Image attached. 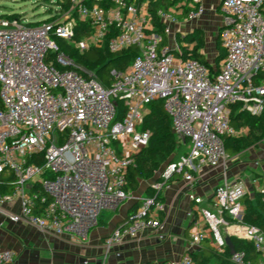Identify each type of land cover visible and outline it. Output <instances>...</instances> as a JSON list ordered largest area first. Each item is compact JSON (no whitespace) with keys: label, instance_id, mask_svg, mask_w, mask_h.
Listing matches in <instances>:
<instances>
[{"label":"built area","instance_id":"built-area-1","mask_svg":"<svg viewBox=\"0 0 264 264\" xmlns=\"http://www.w3.org/2000/svg\"><path fill=\"white\" fill-rule=\"evenodd\" d=\"M190 2L187 19H197L205 10L202 0ZM61 9L58 5L53 21L37 25L0 16V175L9 170L17 180L12 193H0V203L21 202L20 214L8 213L10 219H25L56 235L87 238L105 212L130 198L128 171L151 135L141 129L143 118L147 106L161 99L179 155L160 169L152 194L142 199L132 221L113 231L108 246L162 227L165 204L158 196L171 178L182 175L194 187L206 167H222L211 206L201 209L207 229L193 232L191 243L195 249L211 235L224 252L227 229L229 236L252 241L261 255L258 264H264V231L243 221L248 185L228 177L239 155L231 157L223 141L225 135L247 132L232 125L233 105L251 114L264 112V0H222L220 39L226 54L216 71L182 58L183 43L172 29L179 19L173 12L159 10L163 31L154 30L149 0H70L69 9ZM78 19L87 21L92 33L76 41ZM53 34L82 52L108 43L112 53L136 46L139 54L127 70L113 69L114 80L105 86L94 72L73 68ZM118 100L125 107L120 119ZM253 184L260 187V180ZM15 257L12 250H0V264ZM244 257L234 251L231 260L251 264ZM151 264L195 263L186 253Z\"/></svg>","mask_w":264,"mask_h":264},{"label":"crops","instance_id":"crops-1","mask_svg":"<svg viewBox=\"0 0 264 264\" xmlns=\"http://www.w3.org/2000/svg\"><path fill=\"white\" fill-rule=\"evenodd\" d=\"M187 1L180 0L177 3L179 14L183 12L182 6ZM221 2L222 0H202L205 10L199 18L187 19V16H182L177 23L172 24V29L180 37L199 30L204 34L207 45L211 44L212 39L217 44L224 23ZM189 4L192 6L191 2ZM205 48L203 52L206 55ZM216 57L217 53L215 59ZM208 63L213 70L218 69L215 63L209 60ZM256 162L259 161H255L254 166L259 168L260 162L257 166ZM230 166L228 177L242 178L246 171L244 163ZM222 172V167H206L197 175L198 183L194 187L182 175L174 176L162 193L165 204V209L160 214L162 227L142 230L136 236H127L122 244L110 247L108 238L118 226L125 225L133 205L149 195L156 176L142 180L138 190H129L130 198L115 210L105 212L99 225L84 239L70 234L56 235L43 231L25 219L13 221L8 213L20 214V199L0 203V250H12L16 253L15 260L7 264H105L108 258H111L110 264H150L178 260L186 253L197 251L204 244L215 245L209 235L194 249L191 234L199 229H207L201 209L211 206L215 189L223 180ZM255 179L260 180V187L264 189V169L254 170L247 178L250 194L254 190H260V187L253 184ZM223 233L226 236L230 234L227 229ZM212 264L224 263L214 260Z\"/></svg>","mask_w":264,"mask_h":264},{"label":"trees","instance_id":"trees-1","mask_svg":"<svg viewBox=\"0 0 264 264\" xmlns=\"http://www.w3.org/2000/svg\"><path fill=\"white\" fill-rule=\"evenodd\" d=\"M179 1L180 0H149V12L152 16L155 31H163L164 24L158 15V11L161 9L167 12H173L178 19L182 16H188L193 8L190 6L189 0L187 3L183 4L182 7L184 10L181 14L177 12L176 7ZM58 5L62 6V11L67 10L70 7V0L58 1ZM10 16L21 18L18 15ZM56 16L57 15H51L45 21H53ZM42 22L43 21L30 22L29 25H37ZM91 33V25L85 20L78 19L74 28V40H82ZM178 37L179 40L183 42L181 52L182 58L199 60L212 69V66L208 63L206 55L203 52L206 46V40L201 31L196 30L183 37ZM53 38L58 43L60 50L74 61L76 66L73 68L79 67L82 74H86L87 70L94 72L105 86H110L114 80L111 74L113 69L121 71L127 70L139 54V49L136 46L127 48L119 53H112L108 48V43L102 47H92L82 52L74 43L68 42L58 35L53 34ZM225 54L226 52L219 36L217 40V68L220 67V63L225 58ZM50 59L55 60V56H49L47 60ZM58 67L63 69L60 65H58ZM117 102L120 108L118 119H120L123 117L125 107L121 100ZM231 123L236 128L245 127L247 129L245 135L223 136L226 151L231 157L238 156L249 148L257 147L264 141V112L262 114H251L244 110L239 104H235L232 106ZM141 129L149 130L151 135L148 144L134 156L135 163L130 167L127 175L128 191L138 190L142 180L154 178L160 169L172 159H176L180 152L178 139L174 133L172 121L163 100H156L147 106V112L144 115ZM172 180L173 178H171L169 182ZM16 183L17 180L13 173L6 170L0 175V193H12ZM148 193L152 194V191ZM158 198L164 202V196L162 194H160ZM243 203L245 206L244 223L256 225L264 231V189L254 190L253 194H246L243 198ZM140 204H142V200L133 205L128 218L125 220V224L132 221ZM232 241L234 251L245 253L244 259L246 262H250L251 264H258L260 262L261 255L256 251L252 241L239 239L237 237H232ZM232 254L233 252L229 246H226L224 252H219L215 245L211 243L204 244L197 251L191 253L195 264H212L214 260L222 261L224 264H233L231 260Z\"/></svg>","mask_w":264,"mask_h":264},{"label":"rangeland","instance_id":"rangeland-1","mask_svg":"<svg viewBox=\"0 0 264 264\" xmlns=\"http://www.w3.org/2000/svg\"><path fill=\"white\" fill-rule=\"evenodd\" d=\"M58 1L61 0H0V16L9 17L10 15H18L25 22H40L45 21L51 15L58 12ZM62 3V2H61ZM207 59L216 64L215 55L217 53L216 40L211 41V44H206ZM255 161L260 162V167L255 168ZM244 163L246 171L242 175V179L246 182L249 175L254 170L261 171L264 169V141L257 147H252L240 154L232 165ZM111 258L105 260V264H110Z\"/></svg>","mask_w":264,"mask_h":264},{"label":"water","instance_id":"water-1","mask_svg":"<svg viewBox=\"0 0 264 264\" xmlns=\"http://www.w3.org/2000/svg\"><path fill=\"white\" fill-rule=\"evenodd\" d=\"M223 28H224V26H222L221 30ZM226 242H227L228 246L230 247L231 251L234 252V245H233L232 238L230 236H226Z\"/></svg>","mask_w":264,"mask_h":264}]
</instances>
